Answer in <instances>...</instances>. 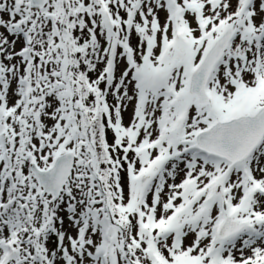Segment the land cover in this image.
Masks as SVG:
<instances>
[{"label": "snow or ice", "instance_id": "6c2138e0", "mask_svg": "<svg viewBox=\"0 0 264 264\" xmlns=\"http://www.w3.org/2000/svg\"><path fill=\"white\" fill-rule=\"evenodd\" d=\"M0 264H264V0H0Z\"/></svg>", "mask_w": 264, "mask_h": 264}, {"label": "rangeland", "instance_id": "374dc122", "mask_svg": "<svg viewBox=\"0 0 264 264\" xmlns=\"http://www.w3.org/2000/svg\"><path fill=\"white\" fill-rule=\"evenodd\" d=\"M135 42V41H134ZM129 115H130V113L129 114H125V122L127 123V120H128V118H129Z\"/></svg>", "mask_w": 264, "mask_h": 264}]
</instances>
